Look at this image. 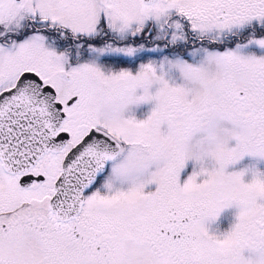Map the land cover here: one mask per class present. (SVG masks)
Here are the masks:
<instances>
[{
    "label": "snow or ice",
    "instance_id": "snow-or-ice-1",
    "mask_svg": "<svg viewBox=\"0 0 264 264\" xmlns=\"http://www.w3.org/2000/svg\"><path fill=\"white\" fill-rule=\"evenodd\" d=\"M261 162L264 0H0V264H264Z\"/></svg>",
    "mask_w": 264,
    "mask_h": 264
},
{
    "label": "rangeland",
    "instance_id": "rangeland-1",
    "mask_svg": "<svg viewBox=\"0 0 264 264\" xmlns=\"http://www.w3.org/2000/svg\"><path fill=\"white\" fill-rule=\"evenodd\" d=\"M148 109H149V106H144L141 110H140V112H139V114L141 115V116H143V114L145 113V112H147L148 111ZM252 160V158H246V160H245V163L247 164V163H249L250 161ZM259 167L261 168V169H264V162H261L260 164H259ZM191 168H192V166H191V164H189V167H188V169L186 170V173H185V175H187L190 171H191ZM251 177L249 176V177H246V179H250ZM237 212V209L236 208H231V209H227V210H225L223 213H222V215H221V217L219 218V220L218 221H216L215 223H213L212 225H211V227L215 230V229H217V228H219L220 230H222V231H224V230H227L230 226H231V224L234 222V219H235V213Z\"/></svg>",
    "mask_w": 264,
    "mask_h": 264
}]
</instances>
